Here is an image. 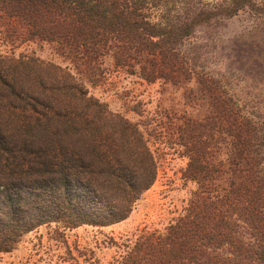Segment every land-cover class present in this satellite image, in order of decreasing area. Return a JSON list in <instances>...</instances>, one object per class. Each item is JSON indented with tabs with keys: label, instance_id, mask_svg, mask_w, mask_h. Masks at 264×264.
Masks as SVG:
<instances>
[{
	"label": "trees",
	"instance_id": "trees-1",
	"mask_svg": "<svg viewBox=\"0 0 264 264\" xmlns=\"http://www.w3.org/2000/svg\"><path fill=\"white\" fill-rule=\"evenodd\" d=\"M180 1L0 0V18L17 23L23 32L16 33L26 38L57 41L73 59L110 55L149 82L179 74L191 80L195 71L181 45L209 15L201 9L183 18L174 10ZM248 2L255 7V0H232L225 11L235 14ZM257 6L264 9V0ZM203 75L195 78L210 99L206 137L205 125L194 120L182 135L185 172L200 194L170 225L160 263L217 264L215 251L225 246L261 263L264 122ZM158 170L138 123L82 90L71 71L36 57L0 55V251L44 223L72 228L126 219ZM239 233L258 242L246 243Z\"/></svg>",
	"mask_w": 264,
	"mask_h": 264
},
{
	"label": "rangeland",
	"instance_id": "rangeland-1",
	"mask_svg": "<svg viewBox=\"0 0 264 264\" xmlns=\"http://www.w3.org/2000/svg\"><path fill=\"white\" fill-rule=\"evenodd\" d=\"M260 1L255 0V7L248 2L229 15L225 9L232 0L177 3L174 10L183 18L184 11L196 15L201 9L209 15L207 21L195 23L194 31L181 45L195 71L191 80L179 74L175 79L149 82L130 72L131 68L117 65L110 55L98 56L91 63L80 59L81 55L73 59L71 51L57 41L26 38L16 33L23 32L17 23L0 18V55L36 57L71 71L82 90L138 123L159 165L155 183L126 219L106 226L69 228L60 221L41 224L23 234L11 251H0V264H162V240L170 225L200 194L197 180L185 172L189 156L182 140L189 132V120L205 125L204 137L207 134L210 99L196 75H212L264 122V9H258ZM261 155L264 158V150ZM239 234L246 243L258 242L247 233ZM215 253L219 255L214 259L217 264H250L229 246Z\"/></svg>",
	"mask_w": 264,
	"mask_h": 264
}]
</instances>
